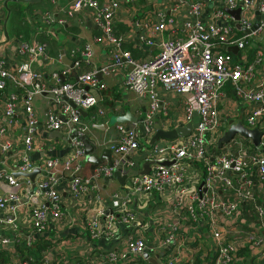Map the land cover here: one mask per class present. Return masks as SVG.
<instances>
[{"label": "built area", "instance_id": "built-area-1", "mask_svg": "<svg viewBox=\"0 0 264 264\" xmlns=\"http://www.w3.org/2000/svg\"><path fill=\"white\" fill-rule=\"evenodd\" d=\"M139 1L107 0L103 6L99 0H73L66 12L67 18H73L85 9L91 12L100 30L95 42L111 47V62L99 71L110 77L118 67L129 66L131 70L124 87L140 100L148 102L143 118L146 138L141 137L137 125H118V139L111 144L116 156L114 165L97 167L91 179L81 177L86 153L79 138L72 140L71 155L64 161L48 159L43 165L35 166L31 162V154L40 126L34 108L37 96L49 95L51 105L58 107L57 110L50 108L45 114V129L49 132L59 131L69 137L74 131L81 138L86 136L89 124L96 120V117H91L88 121L91 122H86L78 109L89 115L90 110L98 108V99L90 90L108 89L106 84L96 79L98 71L78 74V83L68 81L73 70L78 72L83 64L91 62L92 46L73 50L71 55L76 59L73 67L50 74L36 67H42L50 60L47 46L37 41L21 44L18 54L24 60L15 70L0 58V91H6L9 84L16 90L5 104L4 121L0 123V182L10 188L9 193L0 195V225L15 222V216L24 204L23 190L32 184L28 179H15L3 170L7 156L12 152H15L16 161L14 172L31 173L38 168L45 175L44 179L36 182V191L27 202L32 219L30 234L25 235L28 246L32 245L33 236L41 235L51 220L58 221L62 217L63 199L57 174L69 176L65 182L67 192L78 199L89 191L91 185L102 178H111L120 165H123V173L129 174L141 171L142 164L155 162L148 174L130 176L126 183L130 194L124 200L115 196L117 206L112 214L99 210L91 218L88 231L92 240L115 229L118 222L127 226L136 224L137 215L129 207L131 195L138 197L141 203H148L156 195L168 193L185 216L186 232L198 222H207L209 234L217 246L214 264H235L239 253L245 249L264 255V201H260V192L264 191V50H258L251 61L247 56L250 41L264 36V0H257L261 20L256 29L255 0H149L151 5L154 2L165 4L171 13L169 16L165 13L155 16V24L136 23L145 31L140 37L141 44L160 47L158 55L151 60L135 59L123 48L126 43L124 35L116 31V20L126 6L124 3L136 5ZM210 3L215 8L213 6L206 21L203 17ZM225 8H241V30L236 27L235 19L224 11ZM182 9L194 21L180 22L177 15ZM2 19L0 15V39L4 37ZM53 19L47 17L46 21L60 26L66 24L65 19ZM238 31L243 36L239 37ZM166 32L169 38L164 40L162 36ZM232 47H238L242 54L235 56L228 52ZM79 83L88 89L79 88ZM228 84L243 107L244 125L263 132L257 148L243 136H235L222 148L218 147L229 122H236L240 117L239 114L222 113L223 103L229 98L225 92ZM159 85L183 98V121L180 117H169L168 106L161 101L157 91ZM69 101L76 105V109ZM20 109L24 112L25 125L21 147L9 141L1 142ZM97 116H107L106 110L99 108ZM189 123L193 125L189 136L160 140L149 146L150 139L156 134V125L170 131ZM141 139L147 140V145ZM212 139H215V144ZM141 151H145V155L140 167L136 157ZM168 162L171 164L165 165ZM94 191L96 200L102 203L99 184L95 185ZM42 200L46 204H42ZM248 212L254 217L251 228L246 220ZM177 231L178 228L172 226L160 229V233L167 234L163 245L175 247L166 264H179ZM16 235L8 237L0 233V249L10 252V248L19 241ZM126 247L133 256H143L147 251L144 238L136 234L128 239ZM10 254L11 260L4 264H52L46 259L40 263L34 260L15 262L13 253ZM121 259L120 253L110 251L91 262L76 264H119Z\"/></svg>", "mask_w": 264, "mask_h": 264}, {"label": "crops", "instance_id": "crops-1", "mask_svg": "<svg viewBox=\"0 0 264 264\" xmlns=\"http://www.w3.org/2000/svg\"><path fill=\"white\" fill-rule=\"evenodd\" d=\"M72 1L73 0H43L41 3L34 5L18 3L17 17L20 20H23L24 24L27 23L30 36L26 37L22 34L16 35L13 33L10 34L9 42L6 41L4 36L0 39V58H3L6 61L10 69L15 70V68L24 60V58L18 54V49L21 44L26 43L27 41H37L47 46L50 60L42 67L38 65H36V67L44 71L46 74H50L52 71H59L71 67L67 63L72 62L73 64L76 61V59L72 57L71 52L73 50H81L85 46L91 45L93 49L92 60L88 65L83 64V68L76 72V75L78 76V74L81 73H88L97 70L98 73L96 79L98 82L104 83L108 86L107 90H96L98 93L96 96L99 102L98 108L105 109L107 116H93L96 117V120L90 122L91 124L94 123L97 125L107 124L109 125V128L106 130H97L91 128V124H89L88 130L91 142H95L96 156L102 158L107 150H111L112 142H115L118 139L116 129L118 124L111 125L112 118L122 116L126 112H131V114L138 119L144 118L148 110V102L146 100H140L134 93L129 92L124 87V81L131 70L129 66L124 65L123 67H118L116 72L110 77L104 76L99 71L107 64H110L111 47L106 44H98L95 42V38L100 35V30L95 24L93 16L88 9L76 14L73 18H67L66 12ZM99 1L103 6L107 3V0ZM191 1L192 0H189V2ZM4 2V0H2V2L0 0V5L2 6H0V15L3 16V29L7 18V11L4 7ZM124 4L126 6L116 20V31L119 34H123L126 38V43L123 48L131 52L133 57L137 60L153 59L160 52V47L145 46L141 44L140 37L145 31L138 27L136 23L155 24V16L158 17L161 13H165L167 16L171 14L168 7L160 2H154L151 5L149 4V0H140L136 5L129 3ZM213 6L214 5L211 3L207 5L203 17L206 21L209 20L208 15L213 10ZM258 6L259 2L255 0L254 11L256 13V19L258 17ZM47 17L65 19L66 24L64 26L55 23L49 24L46 21ZM177 17L180 22L194 21L193 18L186 14L185 9H182ZM9 29L10 20L8 22V30ZM168 38L169 34L166 32L162 36V39L165 40ZM258 43L264 45V36L258 40ZM254 49H256V51L260 49L264 50V46H260V48H256V46L248 47L247 56L250 61L253 59L251 58L250 51H253ZM240 53L241 52L238 51L237 55H240ZM68 81L78 83V80L73 76V72L68 77ZM15 91L16 90H14L11 84H9L6 91H0V123L4 121L3 113L5 104L10 94ZM157 91L161 101L168 106L169 117H180L183 121V98L163 85H159ZM225 92L229 98L223 103L222 113L224 115L239 114V116L242 117L243 107L235 99L234 92L233 96L228 94L226 88ZM34 108L37 117L39 118L40 126L38 137L35 140V149L31 154V162L35 166H40L48 159L55 158L62 161L66 160L71 155L70 145L63 138H50L49 135L52 132L45 129L46 112L50 108L57 110L56 108L58 107L51 105L50 96L45 94L35 98ZM90 118H88L86 122H88ZM24 127V112L20 109L14 118L13 124L8 127L6 136L1 142L9 141L14 146L20 145L21 147L20 140H22L24 134ZM62 134L66 137L64 133ZM141 140L143 144L147 145V140ZM144 155L145 151H141L136 157L139 160L138 166L140 167L142 162L144 163ZM86 157L81 172L82 178L91 179L92 174L97 167L109 166L107 160H105L102 165H94L88 163ZM0 158L2 157L0 156ZM7 159L8 161L3 170L10 173L14 172L13 170L16 163L15 152L8 154ZM112 159H116L114 153L112 154ZM44 178L45 175H41L37 178L36 182ZM57 178L59 180L58 187L62 192L63 199L62 217L58 221L51 220L41 235L33 236L32 245L38 243L42 239L50 244V247L47 250L42 251L40 254H37V257H41V259L44 258L52 262V264L60 261L62 264L68 262H72L73 264L75 262L88 263L105 253L116 251L122 256L119 264H152L148 258L145 257V254H148L150 258L155 259L158 264H166L167 258L174 253L175 247L171 245H163L167 234L160 233V229L163 226H172L178 228L177 234L180 242L178 243L176 254L179 256V264H199V261L200 264L215 263L217 246L209 234L207 222L205 220L198 222L186 232L184 229L187 225L184 220L185 216L183 212L177 208L176 202H173V196L170 194L156 195L155 198L148 203H141L138 197L131 195L130 197L132 201L129 204V207L130 210L137 215L136 224L127 226L118 222L115 229L110 232H104L97 240H92L88 231V225L91 218H93L99 210H104L105 212L110 210L114 212L117 206V200L115 201L114 199L115 196H119V200H124L130 194L126 189L127 184L122 186L117 180L110 178H108V181H106V178L99 180L95 185L99 184L100 186V196L102 198V203H100L95 198V185H91L89 191L84 196L74 199L69 195L65 186V182L69 176L63 173L62 175L57 174ZM129 178L130 177H128V180ZM20 179L22 180L24 178ZM9 191L10 188L0 182V195H6ZM34 191L36 190H33L32 184L29 189L25 188L23 190L24 204L19 208V211L15 216V222L7 226L0 225V233L3 236L13 237L17 234L16 237L20 241L24 240L23 238H27V236H25L26 234H30L32 219L29 215L27 202L30 198L29 196ZM260 201H264L263 190L260 192ZM41 202L42 204H46L43 200ZM251 215L252 213L248 212V216L246 217L247 224L250 228L253 226L252 224L254 221V217ZM12 217H10V219H14ZM227 223L230 224V222ZM135 234L143 237L147 244V251L143 256L130 255L127 250L126 243L128 239ZM12 248L13 247L10 249ZM1 251L2 250L0 249V252ZM10 252L13 253L15 262H28V260H25L28 256L20 255L15 251ZM35 259L36 256L31 257L30 260ZM262 260H264V255H261L260 252L245 249L239 253L238 260L235 264H256V262H262Z\"/></svg>", "mask_w": 264, "mask_h": 264}, {"label": "water", "instance_id": "water-1", "mask_svg": "<svg viewBox=\"0 0 264 264\" xmlns=\"http://www.w3.org/2000/svg\"><path fill=\"white\" fill-rule=\"evenodd\" d=\"M43 0H6L4 2V7L7 11V18L4 23V36L6 38V41H10V33L8 30V22L11 18L12 10L10 9V4L11 3H19V4H24V5H34V4H39ZM224 11L228 14H230L236 21V27L239 28L240 30L242 29L240 26V14H241V8L236 9V10H230L228 8H225ZM257 24L254 27V29L257 28L259 24V20L261 19V16L259 12L257 11ZM245 31V30H244ZM247 33H250V31H246ZM238 47H232L228 49V52L233 53L234 55L238 54ZM69 66L73 67L72 62L67 63ZM73 76L76 80H78V76L76 75V71L73 70ZM79 88H85L88 89V87L84 86L83 83L78 84ZM95 96L98 95L96 90H90ZM98 99V98H97ZM70 105L76 109V105L69 101ZM79 113L83 118L88 117V113L78 109ZM137 125L139 128V131L141 133V137L143 139L146 138L145 130H144V125H143V118L138 119L136 116L131 114V112H126L124 115L119 116V117H113L111 125ZM117 125V126H118ZM91 128L97 129V130H106L109 128V125L104 124V125H97V124H91ZM193 130V125L192 123L187 124L184 127H178L176 129L170 130V131H165L162 130L159 125H156V134L152 137L150 141V147L153 146L156 142L160 140H175L180 137H187L191 134ZM89 132L86 133V136L84 137H78V134L76 132H72L69 137H64L63 134L59 131H53L49 137L50 138H63L71 147L72 140L79 138L83 142V146L85 148V153H86V161L88 163L94 164V165H102L105 160L108 161V165L112 167L114 165V160L112 159V154L113 152L111 150H107L105 154L102 156V158H99L96 156V147H95V142H91L89 138ZM263 132L260 131L258 128H247L244 123L242 117H239V119L235 121H230L228 128L226 129L223 137L219 140L218 142V147L222 148L223 145L228 144L235 136H243L246 139H249L252 141L253 145L257 148L260 146L261 143V137H262ZM155 162H150L146 163L143 165V168L141 171H131L129 174L123 175V165H120L119 167L115 168L113 176L110 179H115L117 180L122 186H125L128 180V177L130 176H139V175H146L150 172V167L152 164ZM171 163H165V165H170ZM12 177L15 179H28L32 183V188L33 190H36V180L39 176L43 174V172L36 168L33 172L31 173H23V172H8ZM108 181V178H106ZM204 186V182L201 184V187ZM205 191V190H204ZM107 214H112V211L107 210ZM145 257L148 258V260L152 264H158V262L155 259L150 258L148 254H145Z\"/></svg>", "mask_w": 264, "mask_h": 264}, {"label": "trees", "instance_id": "trees-1", "mask_svg": "<svg viewBox=\"0 0 264 264\" xmlns=\"http://www.w3.org/2000/svg\"><path fill=\"white\" fill-rule=\"evenodd\" d=\"M17 6H18V3H12L10 5V8L12 10V16L10 18V29H9L10 34H13V33L16 35L22 34L23 36L29 37L30 36L29 26L27 25V23L24 24L23 20H20L17 17V15H18ZM238 36L239 37L243 36V33L238 31ZM251 42L252 41H250L248 46H251ZM255 46H256V48H260V46H264V45L259 43L258 45H255ZM253 51H250L251 58H253L257 52L256 49H254ZM241 54H242V52L240 53V55ZM226 89H227L228 94H230V96H233V89H232V86L230 84L227 85ZM98 110H99V108H93L92 110L89 111L88 117L83 118V119L85 121H87L88 118L98 115ZM23 239L24 240L18 241L15 244V246L12 249H10V251H15L16 253H18L20 255L28 256L27 259H25V260L30 261L31 257L36 256V259L34 260L35 262H37V263L43 262L44 258L41 259V257H37V254H40L42 251L47 250L50 247V244L46 243V241H44V239H42L38 243L33 244L31 246H28L26 239L25 238H23ZM10 255L11 254L9 251H7V252L1 251L0 252V264L9 262L10 261ZM53 264H62V263L61 262H55ZM66 264H73V263L68 262ZM74 264H76V262ZM199 264H200V261H199Z\"/></svg>", "mask_w": 264, "mask_h": 264}, {"label": "rangeland", "instance_id": "rangeland-1", "mask_svg": "<svg viewBox=\"0 0 264 264\" xmlns=\"http://www.w3.org/2000/svg\"><path fill=\"white\" fill-rule=\"evenodd\" d=\"M258 44H259L258 40H253L251 42V46H255V45H258ZM211 141H212L213 144H215V139H212ZM256 264H264V260H262V262L261 261L260 262H256Z\"/></svg>", "mask_w": 264, "mask_h": 264}]
</instances>
